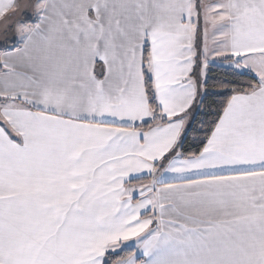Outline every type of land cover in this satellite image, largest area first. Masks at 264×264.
Here are the masks:
<instances>
[{
    "label": "snow or ice",
    "instance_id": "1",
    "mask_svg": "<svg viewBox=\"0 0 264 264\" xmlns=\"http://www.w3.org/2000/svg\"><path fill=\"white\" fill-rule=\"evenodd\" d=\"M0 264H264V0H0Z\"/></svg>",
    "mask_w": 264,
    "mask_h": 264
},
{
    "label": "trees",
    "instance_id": "2",
    "mask_svg": "<svg viewBox=\"0 0 264 264\" xmlns=\"http://www.w3.org/2000/svg\"><path fill=\"white\" fill-rule=\"evenodd\" d=\"M211 75H212L213 79H216V78H224V69L223 68H220V67L214 68L211 71ZM216 99L217 98H214V97L209 98L208 103L209 104H213V106H215L214 105V100H216ZM202 118L203 117H201V119ZM197 127H198V125H197ZM193 135H195V134L193 133ZM189 143H191V140L189 141Z\"/></svg>",
    "mask_w": 264,
    "mask_h": 264
}]
</instances>
